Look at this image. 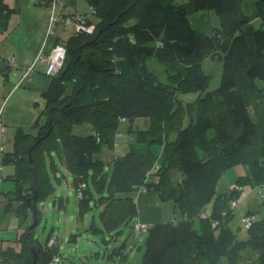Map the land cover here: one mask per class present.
I'll return each mask as SVG.
<instances>
[{
	"label": "trees",
	"instance_id": "trees-1",
	"mask_svg": "<svg viewBox=\"0 0 264 264\" xmlns=\"http://www.w3.org/2000/svg\"><path fill=\"white\" fill-rule=\"evenodd\" d=\"M88 1L94 20L83 19L93 30L60 42L66 55L59 70L47 75L44 107L31 126H16L2 153L3 164L14 169L15 213L23 232L19 250H0V264H32L30 245L37 252L36 264L63 259L56 237L55 243L48 245L49 235L42 244L27 225L33 174L37 207L55 189L49 167L60 179L58 162L68 171L76 195L81 191L80 217L91 200L101 207L102 232L118 236L131 225L141 191H156L162 201H173L174 215L149 225L140 264H264V215L242 211L244 239L231 226L244 188L264 196V0L256 1L260 27L240 18L244 0ZM36 2L51 7L54 0ZM203 10H215L219 24L210 29L203 14L194 17ZM15 11L0 0V34L10 32ZM201 24L204 30L208 25L206 31ZM98 31L95 42L79 51ZM209 55L223 64L219 86L183 102L179 93L205 90L208 75L201 61ZM150 59L158 62L164 79ZM52 107V128L45 135ZM186 115L189 121L183 124ZM139 117L149 119L148 127H127L128 149L115 153L106 171L95 153L114 145L120 122ZM83 123L91 131L73 133ZM156 143L162 146L161 156L152 149ZM237 166L243 172L235 185L228 194L217 193L219 179ZM12 176L4 174L3 181Z\"/></svg>",
	"mask_w": 264,
	"mask_h": 264
},
{
	"label": "rangeland",
	"instance_id": "rangeland-1",
	"mask_svg": "<svg viewBox=\"0 0 264 264\" xmlns=\"http://www.w3.org/2000/svg\"><path fill=\"white\" fill-rule=\"evenodd\" d=\"M8 2L12 4L10 6H15L14 0H8ZM18 3H20V0ZM253 8L254 7L250 4L247 9L245 8L240 11V16H248V18L251 20L254 18ZM56 12L57 10L55 11V14ZM201 14H203L204 18H206L210 29H212L211 27L219 24V17L215 10L199 11L194 17L200 18L202 17ZM67 18L70 19V17ZM18 19V16L13 13L12 17L10 18V25L17 22ZM255 25L257 27L261 26L260 22H256ZM89 26L93 27V25ZM195 26L199 28V25L196 23ZM207 26L208 25L205 24L206 30ZM62 28V23H59L58 29L61 30ZM64 28V32H71V27L69 24ZM200 28L201 30H204L202 29L204 28V24H201ZM78 29L79 26L77 25L76 30ZM50 31H53L52 27ZM6 50L7 44L0 46V52H4ZM151 63L153 64L154 69L158 71L161 79H164V73L161 71V67L158 62L150 59V64ZM7 64L12 66L11 63ZM222 65L223 64L221 60H219L217 57L213 58L211 55L203 57L201 61V67L208 75V84L205 90L202 92L179 93V97L182 99V101H193L198 97L199 94H204V91L213 90L218 87L221 80ZM188 121L189 115H186L184 117L183 124H187ZM148 124L149 119L145 117L136 118L132 122L129 120L120 122V135H117L115 139L117 146L114 147L115 145H113L110 147L104 145L99 150V152L95 153L96 157L104 160L106 171H109L113 155L115 153L121 154L128 148L129 135L126 131L127 127L132 125L134 128L145 129L148 127ZM72 131L76 134H87L90 131V127L88 124L83 123L81 125H75ZM11 132L12 128H7L6 136L10 139ZM153 148H156V150L154 149L153 151L156 154H159L162 146L156 143L152 145V149ZM58 165L59 168L57 169V175L60 178L59 180L54 177V173L49 167V172L55 189L46 199L37 203V208L39 209L40 213L39 223L34 229V236L38 238L42 244L45 243L49 235L58 239V248L63 257L59 264H140L145 251L146 231H134L132 227L135 225L137 218L135 217L133 221H131V225L123 226L122 232L118 236H114L111 233L102 232L99 230L98 227H102V222L99 217L101 207L95 206L94 201L91 200L90 209L83 213V217H80L82 214L79 215L78 196L73 189L72 179L70 178L66 168L61 166L60 162H58ZM62 171L65 173V176L61 175ZM241 172H243V168L240 166L227 169L216 185L217 193L228 194L231 188L235 185V181ZM247 193L248 196L245 197V194ZM95 195L97 196L98 194ZM60 198L63 199V203L65 205L64 208L58 207ZM245 198H247L248 201H246ZM238 199L239 201H245H241L239 203V207L234 209L235 215L231 221V226L238 233V237L244 239L247 235L246 230L244 229V226L241 222V210L250 208L254 214L264 215V197L258 194L256 191H251L250 187H246ZM212 204L213 200L207 204V211L211 210ZM248 204H250L251 207H247ZM167 205L171 207V212H169ZM173 206L174 204L172 200L165 201L164 213L165 216H167L169 213V217L163 221L169 220L172 215H174ZM256 208L263 209L262 211H258V213ZM29 219L30 220H28L27 223L28 226L32 223V216ZM196 226L198 227V220H196ZM109 254H112V258H109Z\"/></svg>",
	"mask_w": 264,
	"mask_h": 264
},
{
	"label": "crops",
	"instance_id": "crops-1",
	"mask_svg": "<svg viewBox=\"0 0 264 264\" xmlns=\"http://www.w3.org/2000/svg\"><path fill=\"white\" fill-rule=\"evenodd\" d=\"M6 1L8 2V0ZM36 1L37 0H20V3H18L19 0H14L15 6L11 7L16 9L14 14L17 15L19 19L11 25L9 21L10 32L8 34H0V44H7V50L0 52V118L4 123L5 138L3 145L5 148H9L11 144V140L6 136L7 128H12V137L16 126H31L44 107L45 101L42 93L48 88L50 77L45 74V62H35L38 54L41 51L43 53H48L55 44L65 41L73 33L77 32V22L74 20L75 15H85L88 20H94V18H92L94 16L90 13V4L88 0H57L56 13L61 14L63 17L52 26L53 31L49 32L51 8L50 6L41 5ZM256 1L257 0H244L241 9H247L251 4V6L254 7V18L250 20L248 16H240L239 14L240 18L248 19L249 22L254 24L260 22L259 16L257 15ZM8 4L9 6L12 5L9 2ZM67 17H70V19ZM59 23H62L63 26L61 30L58 29ZM68 24L71 27V32H64V27ZM12 56L15 59V66H9L7 64L8 59ZM34 62L35 65L32 73L17 85L22 76V69ZM114 145V147H116L117 142H114ZM127 149L123 153H125ZM154 149L156 150V148H153V150ZM161 151H159V156L162 154ZM3 172L6 175L12 176L14 174L13 166L10 164L5 165ZM62 174L65 176L63 171ZM22 188H24V186ZM245 189L246 188L243 190ZM250 189L254 191L255 188ZM16 190V181L13 176L12 178H7V180H2L0 182V250L7 249L8 247H14L19 250L21 246L18 239L23 229L19 226V219L15 213V207L18 204V200L14 199L15 193H17ZM261 190L263 192L264 187H262ZM247 196L248 193L245 194V197ZM245 200L248 201L247 198H245ZM135 202L139 210L135 225L137 223H146L150 225L161 222L169 217V213L167 216H165L164 213L165 201L159 198L156 191L145 190L137 193ZM64 207L65 206H63V208ZM247 207H251V205L248 204ZM167 208L169 212H171V207L169 205H167ZM262 209L263 208H256L257 212L262 211ZM242 211L243 210H241V212Z\"/></svg>",
	"mask_w": 264,
	"mask_h": 264
},
{
	"label": "built area",
	"instance_id": "built-area-1",
	"mask_svg": "<svg viewBox=\"0 0 264 264\" xmlns=\"http://www.w3.org/2000/svg\"><path fill=\"white\" fill-rule=\"evenodd\" d=\"M56 5H57V0H54L53 4L51 6V17H50V23H49V32L51 30V27L56 22H58L59 20L62 19V15L57 14V13L55 14V12H54ZM83 16L75 15L74 20L77 22V25L79 26V28L86 30L88 32H91L93 27L87 26L84 23ZM65 55H66L65 45L63 43H58V44H55L53 46V48L48 53H43L41 51L38 54V56L36 57L35 62L36 61L45 62V65H46L45 74L46 75H52V74L56 73L59 70V68L62 66L64 59H65ZM35 62L22 69L23 70L22 76L20 77L17 85H19L24 80V78L28 77L29 74L32 73ZM7 63H11L12 66L16 65L15 59L13 56L8 59ZM117 135H120V133H118ZM3 141H4V128H3V124L0 121V182L3 180V175H4L3 170L5 167V165L3 164V159H2V153L5 150V147L3 145ZM155 167H158V165H155ZM77 196L78 197L81 196L80 190L77 191ZM232 204L234 205V203H232ZM244 222H245V226L248 227L251 223V218H249V217L245 218ZM148 228H149V224L137 223L134 227V230L136 232L137 231H147ZM53 243H55V237H51L49 239L48 245H51ZM55 261H58V258H55ZM1 264H4V263H1Z\"/></svg>",
	"mask_w": 264,
	"mask_h": 264
},
{
	"label": "water",
	"instance_id": "water-1",
	"mask_svg": "<svg viewBox=\"0 0 264 264\" xmlns=\"http://www.w3.org/2000/svg\"><path fill=\"white\" fill-rule=\"evenodd\" d=\"M137 0H135L133 3H135ZM116 20V19H115ZM111 24V23H110ZM93 30V29H92ZM77 32H80V33H83V34H88L89 32L86 31V30H83L81 28H79L77 30ZM100 31H98L95 35V37L93 38V40H90V41H85L79 48L78 50L81 51L82 47L85 46V45H88V44H91L93 42H95L98 34H99ZM78 59V57L75 58L74 62ZM74 72V70H72ZM52 109H54V107H52L51 109H49L48 111V126H47V129H46V133L45 135H47L51 128H52V117H51V111ZM39 139L36 141L38 142ZM35 142V143H36ZM33 182H34V189H33V195L28 197L27 199V203L29 204V208L31 210V214H32V223L28 226L30 229L32 228H35L38 223H39V217H38V210H37V207H36V204L32 201H35L37 199V179H36V175L35 173L33 174ZM30 250L32 251L33 253V256H34V260H33V263L32 264H36V257H37V252L35 251L34 247L32 245H30Z\"/></svg>",
	"mask_w": 264,
	"mask_h": 264
},
{
	"label": "bare ground",
	"instance_id": "bare-ground-1",
	"mask_svg": "<svg viewBox=\"0 0 264 264\" xmlns=\"http://www.w3.org/2000/svg\"><path fill=\"white\" fill-rule=\"evenodd\" d=\"M51 8V7H50ZM57 8V7H56ZM56 8L54 9V12L56 11Z\"/></svg>",
	"mask_w": 264,
	"mask_h": 264
}]
</instances>
